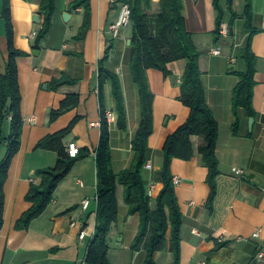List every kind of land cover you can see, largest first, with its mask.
<instances>
[{
	"label": "crops",
	"instance_id": "obj_1",
	"mask_svg": "<svg viewBox=\"0 0 264 264\" xmlns=\"http://www.w3.org/2000/svg\"><path fill=\"white\" fill-rule=\"evenodd\" d=\"M7 1L14 46L26 56L17 58L22 96V145L5 183L0 264H83L93 239L81 240L80 226L91 224V235L97 233V152L102 135L99 73L100 62L111 46L106 68L120 77L128 122L127 131L119 129L113 84L109 81L103 97L107 111L115 114V122L110 125L114 172L120 175L128 171L134 159L132 144L141 124L142 109L130 68L133 27L132 24L124 27L115 38L110 27L118 22L123 2L89 0L91 30L84 41H79L76 37L84 23L85 12L82 8L71 9L79 0H56L52 27L38 43L45 23V14L41 11L43 0H0L2 74L10 57L8 24L4 17ZM160 1L153 0L154 13L159 11ZM183 4L187 28L201 53L199 64L207 103L219 123L220 174L217 195L210 207L209 170L199 153L203 139L193 138L196 155L192 161L175 159L172 163L173 179H180L176 193L184 216L181 264H264L255 260L262 239H252L259 229L264 236V0H250L251 15L247 14L249 0L219 1L224 12L222 24L229 26L227 38L217 31L219 11L215 0H183ZM65 14L70 17L65 18ZM249 48L257 59L255 116H249L242 109L237 120L234 91L240 81L237 73L248 70L245 55ZM216 49L221 50L220 55L212 53ZM186 67V60L171 63L169 68L173 74L169 77L161 71H147L154 95V133L149 140L147 163L152 168L145 166L143 176L148 191L155 186L153 206L164 187L161 173L166 141L190 116V109L180 100ZM63 76L77 84L51 89V82ZM71 93L80 95V105L52 122V111ZM77 118L65 145L68 151L70 143H77L84 157L59 184L45 213L27 230H18V220L32 206L26 199L30 187L41 181L37 172L55 167L58 161L57 152L37 149V144L46 136L64 130ZM251 118L255 119L253 126ZM7 121L9 125H4V131L7 128L10 135L11 120ZM234 168L244 170L245 174L236 175ZM126 193L125 186L119 185V217L109 236L111 264H147L144 250H132L142 220L140 214L130 213ZM86 199L90 200V205L84 211L82 202ZM73 221L78 222L77 227L72 226ZM240 237L249 241H239ZM154 264H174L170 245L156 254Z\"/></svg>",
	"mask_w": 264,
	"mask_h": 264
},
{
	"label": "trees",
	"instance_id": "obj_2",
	"mask_svg": "<svg viewBox=\"0 0 264 264\" xmlns=\"http://www.w3.org/2000/svg\"><path fill=\"white\" fill-rule=\"evenodd\" d=\"M128 3L132 11V43L130 46V68L136 83L140 98L142 119L139 130L134 138L132 149L134 159L128 171L117 175L113 168L111 129L104 105V87L112 82L116 101L118 127L122 131L128 130L127 111L120 77L106 68L112 46L107 55L100 62V92H101V128L102 135L97 152L98 169V211L97 233L92 240L87 254V264H111L109 257V236L113 224L119 217V203L117 191L119 185L126 188V203L131 214H140L142 224L139 235L133 243L132 250H144L147 254V264L155 263L158 252L164 251L170 245L174 254V264H181L182 260V226L184 216L181 211L176 193L171 166L175 159L192 161L196 151L194 137H201L203 144L199 148L204 165L208 168V183L211 187L209 206L212 207L217 195V177L220 174L217 158V144L219 139V123L206 99L205 88L199 60L201 53L194 43L193 35L188 30L183 14V0H161L158 12H153V0H120ZM215 0L219 11L218 32L224 19V12ZM232 7V4H231ZM84 9V23L76 39L84 41L91 30L92 11L89 0H79L72 4V10ZM41 11L45 14V23L38 36V43L49 33L53 16L56 11V0H43ZM247 14L251 15L250 0ZM7 21V36L9 40L10 57L4 74L0 73V150L7 145V156L0 164V229L3 225L5 209V183L14 157L21 150L23 117L21 113V91L19 85V70L17 58L26 56L14 46V33L11 28L9 2L4 11ZM37 43V46H38ZM248 70L237 73L240 81L234 91L233 108L239 120L240 110H245L251 117L255 116L254 92L257 85L256 57L249 48L245 55ZM186 60L187 67L182 78L180 100L190 109V116L174 134L169 136L164 147L165 163L161 173L163 190L153 206L152 198L148 194L147 183L143 170L148 163L149 140L154 133V95L150 90L147 77L148 70H157L166 77L173 73L169 65L173 62ZM77 83L66 76L51 82V89L59 90L64 86H74ZM12 99V107L7 110V104ZM81 97L78 93L69 94L60 106L51 113V121L55 122L61 116L75 110L80 105ZM11 120V134L7 135L4 125ZM78 122L75 119L67 128L43 138L36 146L37 149L55 151L58 161L55 167L40 169L37 175L40 183H33L26 197L32 203L31 208L18 220L16 228L27 230L31 223L41 217L53 201L54 193L59 184L69 175L74 165L84 156L80 153L72 158L67 151L65 139L72 133ZM170 234V239H169Z\"/></svg>",
	"mask_w": 264,
	"mask_h": 264
},
{
	"label": "built area",
	"instance_id": "obj_3",
	"mask_svg": "<svg viewBox=\"0 0 264 264\" xmlns=\"http://www.w3.org/2000/svg\"><path fill=\"white\" fill-rule=\"evenodd\" d=\"M131 16H132V11H131L130 4L123 3L122 10H121V16H120L118 22L113 24L110 27L111 33L113 34V36L115 38L119 37V35L121 33V30L124 27H128V26L131 25V23H132ZM229 33H230L229 26L227 24H225V23L222 24L221 28H220L221 36L227 38V37H229ZM212 53L215 54V55H220L221 54V50L220 49H216V50H213ZM232 61L234 62L235 58H233ZM106 117H107L109 125H111V124H113L115 122V114H114L113 111H110V110L107 111ZM68 152H69V154H70V156L72 158H76L80 154V148H79L78 144L75 143V142L70 143L69 146H68ZM146 167L148 169L152 168V166L150 164H147ZM233 171L238 176H242V175L245 174L244 170H242L240 168H234ZM173 180H174V184L175 185L180 183V179L179 178H174ZM154 189H155V186L152 185L150 190L148 191V194H149V196L151 198L154 196ZM97 201H98V198H97ZM89 205H90V200H88V199L84 200L82 202L83 210L86 211L89 208ZM72 226L73 227H77L78 226V222L77 221H73L72 222ZM90 228H91V224H88V223L81 224V226H80V234H79V237H80L81 240L86 239L90 235ZM91 236H92V239H94L96 234L93 233ZM252 239H262V243L259 246V249H258V252H257L255 260L256 261H264V236L262 235V229H259L256 232H254V234L252 235ZM238 240L239 241H249V238L240 237V238H238ZM83 264H87L86 260L83 262ZM202 264H205V263H202Z\"/></svg>",
	"mask_w": 264,
	"mask_h": 264
},
{
	"label": "rangeland",
	"instance_id": "obj_4",
	"mask_svg": "<svg viewBox=\"0 0 264 264\" xmlns=\"http://www.w3.org/2000/svg\"><path fill=\"white\" fill-rule=\"evenodd\" d=\"M8 125H9V122L7 121L6 124H5V126H8ZM5 128H6V127H5ZM5 134H6V136L8 135L7 128L5 129ZM6 154H7V147H6V146H3V147L1 148V150H0V162L3 161V160L5 159ZM91 238H92V236H91V233H90V235L88 236V240H87V242L90 241Z\"/></svg>",
	"mask_w": 264,
	"mask_h": 264
},
{
	"label": "water",
	"instance_id": "obj_5",
	"mask_svg": "<svg viewBox=\"0 0 264 264\" xmlns=\"http://www.w3.org/2000/svg\"><path fill=\"white\" fill-rule=\"evenodd\" d=\"M67 17H70V15L69 14H65V18H67ZM36 20L39 21V17L38 16L36 17ZM130 44H131V41H130ZM12 104H13V101H12V99H10L8 104H7V109L4 112L5 114L7 113V110H9L12 107ZM254 121H255V119L251 118V126H253Z\"/></svg>",
	"mask_w": 264,
	"mask_h": 264
}]
</instances>
